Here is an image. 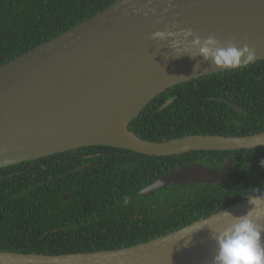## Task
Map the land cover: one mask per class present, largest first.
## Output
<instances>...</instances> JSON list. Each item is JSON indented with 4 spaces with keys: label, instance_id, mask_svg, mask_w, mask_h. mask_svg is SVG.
I'll return each mask as SVG.
<instances>
[{
    "label": "water",
    "instance_id": "95a60500",
    "mask_svg": "<svg viewBox=\"0 0 264 264\" xmlns=\"http://www.w3.org/2000/svg\"><path fill=\"white\" fill-rule=\"evenodd\" d=\"M168 4L169 0H117L1 65L0 169L90 146L151 156L263 147L264 132L195 134L153 142L131 130L130 124L167 89L231 70L217 68L202 57H175L171 38L153 40V32L175 24L172 30L191 28L203 38L214 36L222 45L229 41L238 47L248 45L257 52L254 62L264 59V0H171L170 8ZM196 63L199 68L193 70ZM234 159L230 157L219 171L201 162L185 165L140 193L154 195L169 185L194 183L225 187ZM64 199L69 195L64 194ZM249 208L245 199L181 229L121 249L58 255L0 251V264H211L215 243L210 232L224 226L223 212L241 215Z\"/></svg>",
    "mask_w": 264,
    "mask_h": 264
},
{
    "label": "trees",
    "instance_id": "16d2710c",
    "mask_svg": "<svg viewBox=\"0 0 264 264\" xmlns=\"http://www.w3.org/2000/svg\"><path fill=\"white\" fill-rule=\"evenodd\" d=\"M116 1L0 0V66ZM171 98L174 101L162 108ZM130 128L153 142L195 134L264 132V59L167 89ZM233 156L225 187L194 183L169 185L154 195L140 193L185 165L201 162L219 171ZM261 160L264 146L172 156L93 146L0 169V251L58 255L151 241L264 189Z\"/></svg>",
    "mask_w": 264,
    "mask_h": 264
},
{
    "label": "clouds",
    "instance_id": "9594fccd",
    "mask_svg": "<svg viewBox=\"0 0 264 264\" xmlns=\"http://www.w3.org/2000/svg\"><path fill=\"white\" fill-rule=\"evenodd\" d=\"M170 7L171 0L168 4V8ZM175 28L176 25L172 24L165 30H157L151 34L153 40L165 41L171 38L175 57L185 54L192 59L202 57L217 68L232 70L247 67L257 58L256 50L248 45L238 47L231 41L222 45L214 36L203 38L191 28L172 30ZM198 68L199 63H196L193 70ZM260 164L264 166V160ZM245 199L250 205L247 212L236 215L231 211H224V226L210 232V238L215 243L211 264H264V189H255ZM128 203L129 198L126 196L125 206Z\"/></svg>",
    "mask_w": 264,
    "mask_h": 264
},
{
    "label": "flooded vegetation",
    "instance_id": "af4514ba",
    "mask_svg": "<svg viewBox=\"0 0 264 264\" xmlns=\"http://www.w3.org/2000/svg\"><path fill=\"white\" fill-rule=\"evenodd\" d=\"M90 147H93V146H90ZM83 148H85V147H83ZM78 149H81V148H78ZM74 150H77V149H74ZM70 151H73V150H70ZM67 152H69V151H67ZM65 153V152H64ZM59 154H61V153H59ZM56 155V154H55ZM52 156V155H51ZM18 165V164H17ZM9 167V166H8ZM6 168V167H5ZM3 169V168H2ZM189 185V184H188Z\"/></svg>",
    "mask_w": 264,
    "mask_h": 264
}]
</instances>
